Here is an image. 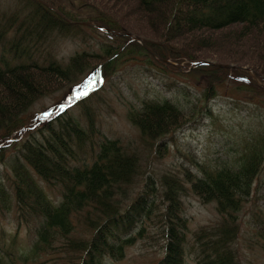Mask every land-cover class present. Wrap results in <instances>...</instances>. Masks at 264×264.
<instances>
[{"label": "trees", "instance_id": "trees-1", "mask_svg": "<svg viewBox=\"0 0 264 264\" xmlns=\"http://www.w3.org/2000/svg\"><path fill=\"white\" fill-rule=\"evenodd\" d=\"M31 1L34 9L26 17L12 16L0 23L1 45L19 18L20 25H14V31L20 38L9 47L13 60L30 58L21 42L35 34L46 38L45 34L55 32L69 37L91 31L107 39L99 51H82L64 61L50 60L43 66L31 60L12 64L0 59V160H4L14 143L17 147L5 175L10 174L9 181L0 180V209L8 210L13 204L18 223L22 222L27 229L33 226L29 250L19 255L7 253L8 258L0 257V264L18 259L35 261L48 255L56 256L51 264H111L122 259L135 241L153 239L148 235L149 228L161 242V253L153 264H190L187 259L190 256L192 264H236L235 252L228 245L237 237L236 216L250 199L264 162V130L252 138L232 163H223L215 169L196 164V171L183 167L178 179L168 173L156 175L145 171L140 149L133 147L132 142L126 146L101 135L95 152L92 137L98 132L89 104L98 101V93L104 86L97 83L99 77L107 83L118 65L134 61L135 57L164 73L189 79L200 88L206 101L215 98L217 88L229 74L234 92L252 93L264 102V88L242 70L217 68L214 72L207 69L212 67L198 65L187 73L179 72L131 41L124 34L136 35L135 32L124 29L122 21L100 7L84 4L94 11L84 18L71 7L73 0H63L68 7L58 0H41L63 14L67 18L64 19L42 2ZM133 1L154 37L161 40H156L160 42L159 48L150 46L152 53L185 67L206 61L198 58L200 54L212 53L220 60L214 62L250 69L259 84L264 83V0ZM151 15L154 17L149 19ZM86 21L94 26L71 23ZM228 28H236L228 35L232 36L231 40L239 39L242 47L248 42L243 44L240 40L247 36L253 41L244 50L229 49L219 54L213 35ZM174 40L178 45L172 43ZM194 71L207 75L196 74L198 78H193ZM89 74L90 78L86 77ZM79 82L83 83L72 99L59 104L69 103L82 93L75 105L85 125L63 107L46 116L37 127L28 129L31 120L26 123L25 114L33 101L62 87L71 90ZM88 89L93 90L85 92ZM127 119L139 132L141 151L155 147L159 155L165 148L162 139L182 128L189 116L168 100H143L138 110H128ZM87 143L92 153L90 158L86 157L87 153L81 156ZM38 178L50 188H58V202L46 195ZM188 191L203 203H214L220 216L214 227L201 228L192 234V243L188 242L190 231L181 200ZM263 224L257 231L262 248Z\"/></svg>", "mask_w": 264, "mask_h": 264}, {"label": "rangeland", "instance_id": "rangeland-1", "mask_svg": "<svg viewBox=\"0 0 264 264\" xmlns=\"http://www.w3.org/2000/svg\"><path fill=\"white\" fill-rule=\"evenodd\" d=\"M58 1L63 4L65 3L67 6V3L63 0ZM127 1L73 0L71 7L79 10L76 13L82 15L84 18L94 13L93 9L84 4L93 5L96 8L100 7L111 17L122 21L124 26H126L124 29L132 30L136 34L125 33V36L130 34L131 37H128L137 39V44L141 45L147 53L159 58L162 62H169L168 64L170 65V60L152 53L151 47L159 48V41L161 40L154 37L153 32L149 29L151 27L147 24L148 21L146 23L143 13L137 9L134 1L129 0L130 2L128 3ZM43 4L46 5L44 2ZM31 9H34V3L31 0H0V23H4L6 19L12 16L16 17L19 15L26 17ZM54 11L59 16L62 15L64 19H67L56 9ZM153 17L154 15H151L149 19ZM15 21L12 24L13 28L11 31L9 30V33L6 34L5 41L0 45V58L11 59L10 44L13 40L20 38L14 31L16 26L20 25L19 18L18 20L16 18ZM157 26L161 25L158 23ZM231 30H236V28H228L224 31L215 32L213 35V41L217 46V51L219 50V54H223L224 51L229 49L243 48L244 50L247 48L248 43L253 41L250 35V37L247 36L240 40L243 44L248 42L242 47L243 45L238 43L239 39L231 40L232 36L228 35ZM45 35L46 38H39L36 34L35 36L32 35L33 38L31 39L24 38L21 42L22 48L28 51L30 58H19L12 60V63L31 60L43 66L50 60L64 61L75 53L99 51L102 45H106L105 41L107 39L104 36L98 37L91 31H84L81 34L70 35L69 37H62L55 32ZM196 35L198 36L199 33ZM187 38L185 37V39ZM156 40L159 41L157 42ZM174 42L177 44V40H174L172 43ZM207 53L199 55L198 58L206 59L204 62H199L200 65L212 67L207 69L214 72L219 68L225 69L223 67L224 64L214 62V60L220 61L216 55ZM135 58L136 60L134 61L132 59L118 65L117 69L109 77V81L99 91L98 101H92L89 104L93 108L94 127L98 132V134L92 137L95 152L98 138L101 135L109 139L119 140L121 144H125L126 146L132 142L133 147L137 150L140 149L139 156L142 165L145 164V169L142 167L145 171L154 172L156 175L168 173L180 179L183 167L196 171V164H198L205 169H215L223 163L235 161L242 155L252 141V138L256 134L263 132L264 102L261 99L262 97L252 93L248 94L244 91L242 93L232 91L233 84L230 80L233 78L231 74L217 88L215 98L206 101L202 96L203 92L200 91V88L189 82V79L164 73L155 66L147 65V63L143 62L144 59L140 57ZM173 64L177 67H183V69L189 68L185 67V65L182 66V64ZM194 67L196 66H193L190 71ZM193 73L191 74L193 78H198L196 74L207 75L206 73L196 71ZM249 75L256 84L264 87V83L259 84L252 72ZM86 77L90 78V74ZM83 82L77 83L71 90H68L67 86L62 87L53 93L42 95L33 101L25 114L27 115L25 117L26 123L29 122V119L31 120L27 126L28 129L37 127L41 123L43 116L56 112L57 109L63 107L67 108L70 114L78 117L79 121L85 125L80 109L74 102L70 101L69 103L59 104L62 100L68 101L72 99L79 85ZM98 82H100V79ZM92 84L95 85L96 81H93ZM143 100L158 102L168 100L189 116V121L182 128L175 130L172 134L166 135L162 139L165 148L159 155L155 152V147H151L147 152L141 151L143 147L139 142V132L127 119L128 110H138L140 102ZM15 147L16 144L14 143L5 153L7 157L6 161L4 163L0 162V180L4 178L6 183L9 181L8 176L10 174L8 176L5 175L9 173V165L12 163L11 154L17 149ZM84 151L81 156L83 157V154L87 153L86 157L90 158L92 153L90 152L88 143ZM190 160L195 164H192ZM228 166H231V164ZM255 182L250 199L243 203L236 216V223L239 228L237 237L228 245L235 252L236 264H264V248L260 246L261 242L257 233L260 225L264 222V162ZM42 187L51 200L55 202L60 200L57 187L49 188L45 184H42ZM185 195L181 200L183 202L184 214L187 217L188 230L190 231L188 242L192 243V234L198 232L201 228L210 229L214 227L220 216L215 211L214 203H203L191 191L186 192ZM16 216L13 204H11L8 210L0 209V255L6 258H8L7 253L14 255L26 253L33 240V226H29L31 229H27L21 222L24 226L18 227ZM260 216L262 217L260 218ZM31 224H33L32 221ZM147 232L150 237L153 236V239L147 238L146 240L135 241L126 249L122 259L114 260L111 264H153L161 253L159 250L161 242L152 229L149 228ZM55 257L48 255L41 257L40 260L28 261L27 259L24 262L19 259L13 260V262L7 260V263L51 264ZM187 259L192 264V257L190 256Z\"/></svg>", "mask_w": 264, "mask_h": 264}, {"label": "water", "instance_id": "water-1", "mask_svg": "<svg viewBox=\"0 0 264 264\" xmlns=\"http://www.w3.org/2000/svg\"><path fill=\"white\" fill-rule=\"evenodd\" d=\"M46 5H47V4H46ZM48 7L51 8L52 10H55L53 7H51V6H49V5H48ZM79 24H83V25H91V23H79ZM98 28H99V29H102L101 26H98ZM107 32L109 33V30H108ZM127 36H130V37H131L130 34H127ZM132 40L136 41L137 39L132 38ZM164 62H165V63H169V62H167V61H164ZM173 65H174V64H173ZM197 65H200V63L194 64L193 66H197ZM174 66H175V65H174ZM193 66H192V67H189L187 71H189L191 68H193ZM175 67H176L177 69H179L180 71H182V68H181V67H177V66H175ZM223 67H224V68H227V69L242 70V71H245V72H247V73H249V74H250V72H251L249 69L241 68V67H236V66L224 65ZM187 71H186V72H187Z\"/></svg>", "mask_w": 264, "mask_h": 264}]
</instances>
